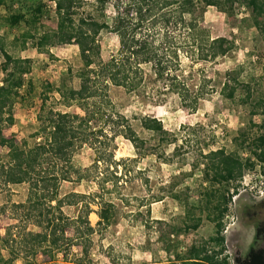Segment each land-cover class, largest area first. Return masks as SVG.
I'll return each instance as SVG.
<instances>
[{"label":"trees","instance_id":"1","mask_svg":"<svg viewBox=\"0 0 264 264\" xmlns=\"http://www.w3.org/2000/svg\"><path fill=\"white\" fill-rule=\"evenodd\" d=\"M237 5L250 9L254 25L259 26L257 18L264 15V0H0L9 29L20 31L14 40L21 42V49L45 48L62 37L78 46L81 60L77 70L67 69L65 79L45 80L38 86L27 78L32 71V58L11 53L5 36L0 34V69L4 73L0 79V143L5 148L0 153V189L23 183L29 186L25 202L0 207L1 211L10 207L16 219L4 232L0 229V264H13L16 260L33 264L39 255L54 260L75 242L84 246L87 256L86 242L90 237L116 221L115 203L101 199L98 209L93 210L92 202L86 199L95 202L96 193L61 196L59 188L50 190V186L80 181L99 169L101 162L108 164L116 148L111 147V142L117 137L130 140L140 153L145 143L126 115L109 112L97 99L106 96L114 85L127 92L151 89L162 97L176 95L182 105L197 109L208 91L210 78L203 74L193 80L191 68L198 61H215L227 54L226 38L201 37L200 23L209 6L229 13L235 12ZM52 20L56 26L49 23ZM106 33L117 39L116 50L108 59L102 56L101 39ZM74 78L79 79L77 85ZM230 79L223 82L221 93L234 100L241 81L235 75ZM245 87L242 103L252 106V115H262V122L255 124L262 132L254 137L245 131L239 135L243 150L250 152L245 158L208 144L207 152L200 150L202 158L197 165L204 166L200 198L196 205L187 204L189 220L179 233L200 227L203 217L195 214L198 209L214 223L216 234L204 243L192 244L185 253H176L184 264H264V198L254 211H247L256 223L246 254L237 253L231 262L225 254L222 234L223 218L245 171L260 164L264 174V99L253 103L251 84ZM37 94L41 100L38 129L24 140L23 146L3 139L5 128L15 123L16 102ZM73 106L82 112L68 109ZM139 121L145 130L156 135L158 145L177 141V135L167 130L161 119L145 115ZM86 145L95 150L96 157L91 167L82 170L75 163V155ZM114 164L118 167L117 162ZM116 176H105L101 188L105 189L108 181L117 184ZM79 204L81 211L77 215L70 216L65 211L66 206ZM92 212L99 216L96 226L90 220ZM69 227L74 229L72 238L68 236Z\"/></svg>","mask_w":264,"mask_h":264},{"label":"rangeland","instance_id":"2","mask_svg":"<svg viewBox=\"0 0 264 264\" xmlns=\"http://www.w3.org/2000/svg\"><path fill=\"white\" fill-rule=\"evenodd\" d=\"M257 19L259 26L254 25L250 9L238 5L235 12L229 13H223L215 6L207 8L199 26L201 37L224 36L227 54L215 61H198L191 68L193 80H199L203 74L210 78L208 91L197 109L185 107L176 95L162 97L151 89L127 92L114 85L110 86L106 96L97 99L109 112L119 111L130 119L137 133L145 139L141 153L130 140L117 137L111 142V147L116 145L114 157L107 161L108 164L100 163L97 169L100 173L94 169L80 181H63L50 186V190L59 188L61 196L96 193L95 202L86 199L92 202L93 210L98 209L101 199L112 200L116 205V221L90 237L86 242L87 256L84 246L75 242L68 252L59 253L56 259L39 255L33 264H82L85 260L91 261L85 264H184L176 258V253H185L192 244L204 243L216 234L214 223L198 209L195 214L203 217L200 227L188 233L179 232L189 220L187 204L196 205L200 198L199 190L204 181V166L197 165L202 158L200 150L203 148L207 152L208 144L213 149L224 147L245 158L250 152L243 150L239 135L245 131L254 137L262 132L255 126L262 122V115H252V106L241 100L248 83L253 90L252 102L264 99V15ZM7 22L6 13L0 9V34L5 36L11 53L32 58V71L27 78H32L38 86L45 80L59 82L66 78L69 67L77 70L81 66L76 44L67 43L60 37L48 47L23 50L21 42L14 40L20 31L10 30ZM49 23L56 26L54 20ZM101 42L102 56L108 59L116 50L117 39L106 33ZM1 62L0 57V66ZM185 62L189 60L185 59ZM233 75L239 78L241 86L236 99L231 100L222 95L221 88ZM3 76L0 69V79ZM73 82L77 85L79 79L74 78ZM40 104L38 94L18 100L14 107L15 123L5 128L3 139L14 140L23 146L24 140L39 127ZM68 109L82 112L76 106ZM261 109L259 107L258 111ZM145 115L161 119L165 128L177 135V141L158 145L156 135L140 124L139 119ZM4 152L0 143V153ZM95 157V150L86 145L75 155V163L83 170L92 166ZM115 175L117 184L108 181L105 189L101 188L105 176L114 178ZM237 188L223 218L225 254L231 262L237 253L246 254L252 244L256 218L247 215V211L249 208L254 211L264 198L262 166L257 164L254 169L245 171ZM28 190L27 183L2 186L0 207L25 202ZM80 205L66 206L65 211L75 216L81 211ZM13 216L15 213L10 207L6 211L0 210L1 232L16 222ZM90 220L96 226L98 214L92 212ZM30 228L37 229L33 225ZM68 236H75L71 227Z\"/></svg>","mask_w":264,"mask_h":264},{"label":"crops","instance_id":"3","mask_svg":"<svg viewBox=\"0 0 264 264\" xmlns=\"http://www.w3.org/2000/svg\"><path fill=\"white\" fill-rule=\"evenodd\" d=\"M1 9V8H0ZM15 263L23 264L21 260H16Z\"/></svg>","mask_w":264,"mask_h":264},{"label":"built area","instance_id":"4","mask_svg":"<svg viewBox=\"0 0 264 264\" xmlns=\"http://www.w3.org/2000/svg\"><path fill=\"white\" fill-rule=\"evenodd\" d=\"M262 184H263V182H262Z\"/></svg>","mask_w":264,"mask_h":264}]
</instances>
